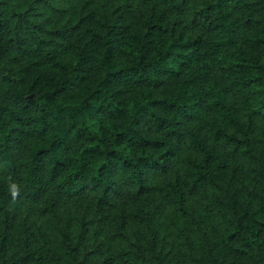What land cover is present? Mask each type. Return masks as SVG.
<instances>
[{
  "label": "trees",
  "instance_id": "trees-1",
  "mask_svg": "<svg viewBox=\"0 0 264 264\" xmlns=\"http://www.w3.org/2000/svg\"><path fill=\"white\" fill-rule=\"evenodd\" d=\"M0 264H264V0H0Z\"/></svg>",
  "mask_w": 264,
  "mask_h": 264
},
{
  "label": "clouds",
  "instance_id": "clouds-1",
  "mask_svg": "<svg viewBox=\"0 0 264 264\" xmlns=\"http://www.w3.org/2000/svg\"><path fill=\"white\" fill-rule=\"evenodd\" d=\"M18 194V186L17 184L13 183L11 185V195L13 196V198H15Z\"/></svg>",
  "mask_w": 264,
  "mask_h": 264
}]
</instances>
